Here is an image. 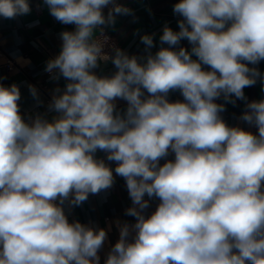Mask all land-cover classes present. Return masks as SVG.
Masks as SVG:
<instances>
[{"label":"clouds","instance_id":"obj_1","mask_svg":"<svg viewBox=\"0 0 264 264\" xmlns=\"http://www.w3.org/2000/svg\"><path fill=\"white\" fill-rule=\"evenodd\" d=\"M43 3L58 22L75 25L60 33V52L45 65L66 84L48 106L56 115L30 122L20 114L19 87L0 85V264H100L107 230L70 222L63 207L113 186L97 150L117 162L131 199L125 214L135 218L117 223L104 264H264V99L247 102L241 116L256 134L228 126L225 104L215 102L246 100L257 79L264 90L254 67L264 60V0H179V31L166 24L159 37L169 47L152 54L153 35L145 34L142 57L115 46L104 52V28L132 15L129 7ZM30 12L28 0H0L5 19ZM185 39L190 51L175 47ZM109 60L114 74L97 75ZM173 90L183 101H169ZM170 151L174 160L161 165ZM153 198L159 203L146 215Z\"/></svg>","mask_w":264,"mask_h":264},{"label":"crops","instance_id":"obj_2","mask_svg":"<svg viewBox=\"0 0 264 264\" xmlns=\"http://www.w3.org/2000/svg\"><path fill=\"white\" fill-rule=\"evenodd\" d=\"M31 12L20 15L13 19H5L0 16V85L11 86L16 84L19 87L21 98L17 102L20 107V114L26 122H30L37 115L45 116L51 120L54 112L49 110V104L54 90L59 87L64 89L66 81L63 77L54 81L50 74L45 71L46 62L56 57L61 49L62 41L60 33L62 31H73L75 25H64L58 22L49 13L48 6L43 0H28ZM124 5L133 10L132 15H116L114 26L106 27L121 43L122 48L130 56H145V45L141 42V36L145 34L153 35L154 47L150 49L155 54L161 47H169L167 44L161 45L159 37L162 35L164 26L167 24L174 31H179L177 21L181 19L174 14L173 6L179 0H121ZM107 15L106 12H104ZM176 48L184 47L191 49V44L185 39L181 40ZM8 59L14 61V68L8 70L6 63ZM193 59H196L193 56ZM253 67V65H249ZM205 70H210L209 66L202 65ZM261 73H264V60L255 65ZM95 73L101 76H111L116 71L111 61L100 62ZM29 85L34 86L38 92V98H34ZM45 86V87H43ZM246 100H236L235 104L226 102L220 97V102L225 104V111L220 113L221 118L228 126H238L246 131L256 134L253 125H249L241 119L246 109V103L253 100L264 99L261 81L244 89ZM147 96V92L145 91ZM170 102L183 101V96L179 90L170 91L168 94ZM117 109H126L127 102L122 99L116 100ZM97 159H104L105 163L113 169L114 183L109 189L101 190L97 194H89L88 199L79 206H70L67 201L63 205L69 221H76L90 225L96 229L107 230V240L99 250L100 264H104L111 247L119 239L117 223H134L135 218L127 216L125 211L131 207L126 182L123 177L115 174V161H108L106 153L97 150ZM167 160H174V153L171 151L167 157L160 160L163 165ZM145 199H148L146 196ZM159 200H150V206L146 210V215L155 211Z\"/></svg>","mask_w":264,"mask_h":264},{"label":"built area","instance_id":"obj_3","mask_svg":"<svg viewBox=\"0 0 264 264\" xmlns=\"http://www.w3.org/2000/svg\"><path fill=\"white\" fill-rule=\"evenodd\" d=\"M116 3L123 4L121 2V0H116ZM125 6H127V5H125ZM109 7H111V5H109L108 7L104 8L103 9V12H106L107 13ZM127 7H129V6H127ZM104 35H106L107 37H109V41H108V43L104 47V52L105 53H107L109 55L114 54L113 53V46L118 47V48H120V49L123 50L122 45L119 42V40L106 27L104 28ZM101 62H104V61H101ZM14 66H15L14 61L12 59H8V61L6 63L7 69L8 70H12L14 68ZM43 87H45V86H43ZM215 102L219 104L220 98H218ZM254 129L257 131V129H256L255 126H254Z\"/></svg>","mask_w":264,"mask_h":264}]
</instances>
